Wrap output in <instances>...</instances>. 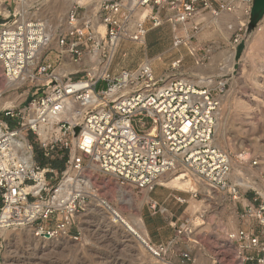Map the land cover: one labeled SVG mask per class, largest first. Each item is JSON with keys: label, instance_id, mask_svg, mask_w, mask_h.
Returning <instances> with one entry per match:
<instances>
[{"label": "built area", "instance_id": "built-area-1", "mask_svg": "<svg viewBox=\"0 0 264 264\" xmlns=\"http://www.w3.org/2000/svg\"><path fill=\"white\" fill-rule=\"evenodd\" d=\"M21 2L0 0L9 12L0 13V95L2 81H20L12 89L18 104L0 109V230L26 228L44 241L76 240L81 235L78 218L93 197L99 196V207L109 213L97 175L112 176L120 188L151 192L161 186V174L184 165L197 189L188 192L191 197L201 196L200 184L206 183L244 221L223 236L221 246L233 249L230 261L214 255L209 264H264V200L256 191L253 196L243 191L241 176L232 179L233 165H247L250 154L241 151L233 157L213 143L220 103L211 89L157 76L147 57L132 68L116 61L128 55L122 45L144 46L148 30L163 23L174 31V48L187 45L202 29L204 13L242 17L231 35L237 46L245 39L253 0H228L222 8L216 0L74 1L57 35V49L50 47L47 21L29 16L32 7L17 10ZM199 48L188 47L191 53ZM215 50L221 51L204 48L201 64ZM179 64L176 60L171 68L178 70ZM70 65L77 68L66 71ZM20 135L30 150L29 162L20 156ZM33 144L45 164L34 160ZM53 161L62 162V168L53 167ZM204 196L212 198L207 191ZM114 223L127 232L121 222ZM141 243L154 259L167 251L149 235ZM2 250L0 237V264ZM181 255L190 260L189 253Z\"/></svg>", "mask_w": 264, "mask_h": 264}, {"label": "rangeland", "instance_id": "rangeland-1", "mask_svg": "<svg viewBox=\"0 0 264 264\" xmlns=\"http://www.w3.org/2000/svg\"><path fill=\"white\" fill-rule=\"evenodd\" d=\"M225 1L216 0L215 4L222 8ZM31 5L30 10L33 12L38 5L37 2H31ZM66 12L67 9L64 8L58 16L60 14L62 18ZM209 17L208 13H204L203 28L188 41L192 46L200 45L199 50L194 53L189 51L188 47L191 46L188 42L187 45L174 48V31L168 23H163L148 30L144 46L130 43L122 45L121 49H127L128 55L125 59L117 58L116 61L122 66L132 68L146 57L155 58L152 62L157 76L183 72L190 74L201 64L199 59L204 48L212 46L215 49L219 47L221 51L215 50L212 53L213 59L203 65L214 60L216 64H222L219 53L234 46L231 39L234 32L227 25L236 26L238 16L234 12L222 13L220 28L213 25ZM238 19L243 21L242 17ZM59 30L58 27L56 36ZM50 47L57 49L56 39L51 40ZM176 60H180L178 70L171 68V63ZM215 74L216 83L208 88L217 99L218 96L225 95L224 101L220 103V118L223 116L226 120L224 136L215 134L214 139L220 148L230 152L233 157L241 151L250 154V163L245 166L237 163L241 169L239 167L237 172L233 170L232 178L235 180L237 175H242L244 180L251 181L258 188L250 187L254 191L243 188V191L248 196H253L256 191L259 193L256 195L258 200H264V16L252 30L246 31L242 43L235 46L233 70L230 73ZM220 82L224 83V88L218 84ZM195 85L199 89L206 86ZM1 86L4 88L5 82L2 81ZM219 89H223L222 93ZM12 92L11 89L3 91V94L9 95ZM32 150L34 160L38 161L42 157L40 149L33 144ZM96 182L102 186L101 196L106 198L115 211L124 217L140 216L146 239L149 235L152 242L167 245L162 259L152 258L137 238L114 223L120 220L111 210L108 213L99 207L101 204L95 203L94 211L89 210L78 218L81 235L76 240L58 238L45 242L38 238L35 241L30 237L26 241L24 237L16 242L15 239L8 241L1 238L2 264H209L214 255L225 263L230 261L233 249L221 246L223 236L229 229L242 226L244 221L233 213V204L231 206L223 194L209 189L208 192L213 197L210 201L205 199L206 191L203 190L206 189L199 190L201 196L194 199L202 202L205 208L202 212L194 213L188 192L176 191L162 185L151 192L131 186L120 188L112 176L102 174L97 175ZM146 191L149 198L140 208L139 203ZM172 195L185 197L187 202L180 204ZM214 197L219 199V203L218 200L213 201ZM154 203L155 208H152ZM170 221L175 224H170ZM252 224L256 225L255 222ZM176 226L192 231L189 234L188 230L178 233ZM9 250L14 251V256L12 253L9 257ZM183 252L190 254V260L182 257Z\"/></svg>", "mask_w": 264, "mask_h": 264}, {"label": "bare ground", "instance_id": "bare-ground-1", "mask_svg": "<svg viewBox=\"0 0 264 264\" xmlns=\"http://www.w3.org/2000/svg\"><path fill=\"white\" fill-rule=\"evenodd\" d=\"M74 1H77L80 3H85L86 1H92L93 2L96 0H22V2L18 4L16 9L20 10V11H27L29 7H32L31 2H37V5H38L37 8H35V11L30 12L29 16H31L33 18L45 19L47 21V25H48V34H49L50 40H54L57 38V36H56L57 28L58 27L60 28V30H59V32H60L66 26L65 25V16H66L67 12L63 15L62 18H60L61 17L60 14L58 16V13H60L61 10H64V8H66L68 11L70 6L72 5V3ZM97 1H99V0H97ZM0 13L3 14L4 16H7L9 14L7 8H5V6H3L2 4H0ZM223 13L227 14L226 11H224ZM221 18H220V15L217 17L210 15L209 21L213 25L218 26V28H220ZM234 27H235V25H233V24L227 25V28L230 30L234 29ZM101 32L103 33V29H101ZM226 39H227V36H226ZM190 46H191V48L193 47L191 43H190ZM193 53H194V51H193ZM219 54H220L219 58H221L220 60L222 61L221 62L222 64H219L220 62L218 64H216L215 60H214V62L211 61L209 64H204V65L200 64L199 66H197L195 68V72H192L190 74L184 73V72L179 73L177 75L176 74H174V75L169 74V75H167L168 80L170 78L179 77V78H182V79H184V80H186L189 83L194 84V85H195V83L198 85H201V84L206 85L207 87L214 85L216 83L215 82V76H216L215 73L216 72H219L221 75L223 73H230L233 70L235 46H232L230 48H226L225 50H223ZM157 58H159V57L157 56ZM212 59H213V57L211 54L210 60H212ZM153 60H155V58H152V59L147 58L148 62H152ZM76 68H77L76 65H70L69 67H67L66 71H73ZM18 84H20V81H14V82L6 81L5 82V87L2 88L1 95H0V109L6 108V107H13V106H16L18 104L19 97L15 93V91H13L9 95L3 94V91L15 89ZM218 84H220L221 88L224 85V83H222V82H220ZM224 99H225V95L218 96L219 103L224 101ZM220 117L221 116H220V112H219L218 120L216 123L215 134L222 137V135L224 136V131H225L224 126H225L226 118H223V116H222V118H220ZM221 139H223V138H221ZM16 141L18 142V149L20 151V156L22 157V159H24L26 162L31 161L30 150L27 148L26 140H24L23 136L20 135L19 138L16 139ZM213 143H214V145L219 147V144L217 143V141L214 138H213ZM180 167H181V170H177V171L172 170L170 172H166V173L161 174V176L158 179V183L162 186L169 187L173 190L181 191V192H193L194 190H197L196 186L193 182V175L190 172V170L188 168H186L184 165H181ZM239 167H240L239 165L234 164L233 170L235 172H237L239 170L238 169ZM240 169H241V167H240ZM240 176H241V178L243 177L242 175H240ZM243 178L240 181H241L242 186L245 190L250 188V187H253L256 189L258 188L255 186V184H252L251 181L244 180ZM232 179H234V178H232ZM202 189H206L203 191L208 192V190L210 188H209L208 184L202 183V184H200L199 190L202 191ZM205 196L207 197L208 195H205ZM101 198H103V197L101 196ZM148 198H149L148 192L146 191L143 199L139 203L140 208H141L142 204L148 200ZM212 199H213V197L209 198L208 200L211 201ZM91 201L92 202H91L90 206L88 207V211L89 210L94 211L93 206L95 203L97 205H98V203L102 205V202H101V199L99 196L93 197L91 199ZM213 201H217V203H219V199H217L215 197H214ZM189 202H190V205H191L194 213L195 212H202L203 209L205 208L204 207L205 205L202 202H201L202 203L201 204L200 201H197V199L195 200L193 197H190ZM104 206H105V208L111 210V213H113L115 215V217L117 216L116 218H118L120 220V222L126 227L127 231H129L131 233V235H133L135 237V239L137 237V238H139L140 242H142L144 240L147 242L146 234L144 232V229L142 228V222H141L140 216L124 217L123 215H121L117 211H115L109 203L106 202L104 204ZM0 237L3 238L4 240H8V241L11 239H15L16 242H20L22 239H24V237H25L26 241L30 237L34 238L35 241L38 240L37 238L32 237L31 233L26 228H21V229L4 228V229H1L0 230ZM53 240L54 239L49 240L48 242L53 241ZM8 253H9L8 254L9 257L12 255L14 256V251L9 250ZM10 264H14V263H10Z\"/></svg>", "mask_w": 264, "mask_h": 264}, {"label": "water", "instance_id": "water-1", "mask_svg": "<svg viewBox=\"0 0 264 264\" xmlns=\"http://www.w3.org/2000/svg\"><path fill=\"white\" fill-rule=\"evenodd\" d=\"M264 16V0H253L247 31L252 30ZM78 132V127L74 128V133Z\"/></svg>", "mask_w": 264, "mask_h": 264}, {"label": "trees", "instance_id": "trees-1", "mask_svg": "<svg viewBox=\"0 0 264 264\" xmlns=\"http://www.w3.org/2000/svg\"><path fill=\"white\" fill-rule=\"evenodd\" d=\"M38 162L40 163V164H45L46 163V161L43 159V158H39L38 159ZM51 165L53 166V167H57V168H62V162H51Z\"/></svg>", "mask_w": 264, "mask_h": 264}]
</instances>
